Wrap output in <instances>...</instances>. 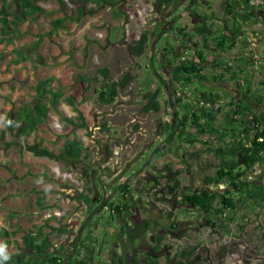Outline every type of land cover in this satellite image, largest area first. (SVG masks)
I'll list each match as a JSON object with an SVG mask.
<instances>
[{"label":"rangeland","instance_id":"rangeland-1","mask_svg":"<svg viewBox=\"0 0 264 264\" xmlns=\"http://www.w3.org/2000/svg\"><path fill=\"white\" fill-rule=\"evenodd\" d=\"M207 1L218 12L220 0ZM190 2L175 0L172 8L163 13L155 10L152 0H127L114 8L102 5L95 13L80 19L69 17L66 28L56 34L48 35L49 21L40 19L23 24L14 30L12 37L0 41V255L23 254L24 239L42 229L49 234L52 254H57L63 245L62 255L66 259L74 256L76 236L85 239L91 234L94 249L78 248L87 264H112L116 248L120 252L117 256L124 261L125 251L137 248L128 257L130 264H145L140 262L145 255L148 264L152 256H156L158 264H176L186 261L183 253L192 246L197 249L189 259L198 254V264H264V203L250 214L243 211L242 217H217L215 223L228 231H221V236L204 225L199 210L186 209L182 204V198L196 190L206 188L211 193L224 194L231 189L225 182H206L214 176L217 160L203 150L205 143L201 141L192 147L176 139L183 130L193 131L190 123L173 116L178 103L186 98L194 104L192 94L186 88L173 94L172 87L163 84L160 111H142L145 90L163 83L153 75L164 71L158 70L159 48L169 37L181 36L196 25L198 13L201 12L199 19L203 20L211 11ZM45 9L52 19L67 16L53 1ZM215 11L212 14L217 15ZM116 12L121 16L117 17ZM205 22L211 24L208 19ZM143 31L150 32L151 41L145 51L153 60L150 68L147 56L138 57L130 49ZM193 37L199 39L194 34ZM263 46H259L262 56ZM26 50L27 60L16 62L15 53ZM101 68L108 75L103 85L118 81L126 72L132 75L128 86L118 91L110 105L96 101L102 80L95 77ZM41 78H52L53 89L61 90L63 97L55 107L47 106L45 123L21 140L6 130V118L12 109L30 100L31 87ZM200 88L206 92L218 89L219 94L227 96L221 98L220 105L230 97H243L233 81L222 85L200 84ZM185 110L180 108L178 112L184 114ZM250 110L259 112L253 106ZM63 117H70L76 124L64 122ZM222 119L221 114L213 125ZM214 127L208 125V134L202 137L212 145L218 138L215 133L210 135ZM71 137L80 139L86 157L75 164L61 157L63 145ZM186 164L191 178L183 172ZM164 166L180 182L173 194L166 192ZM55 170L71 178L58 177ZM248 179L264 184V166H254ZM125 184L130 185V193L142 203L132 210L128 217L130 228L121 235L123 221L110 217V203L97 211L92 209L91 199L96 192L100 196L103 190L107 202L123 199L120 191ZM161 188L165 191L157 194ZM88 218L94 220L87 234L84 222ZM171 224L174 228H170ZM160 234L164 235L161 243L167 247L154 253L151 248Z\"/></svg>","mask_w":264,"mask_h":264},{"label":"trees","instance_id":"trees-1","mask_svg":"<svg viewBox=\"0 0 264 264\" xmlns=\"http://www.w3.org/2000/svg\"><path fill=\"white\" fill-rule=\"evenodd\" d=\"M53 1L58 8L68 16L59 19H52L51 14L45 9V5ZM137 1V0H133ZM153 6L158 13L172 8L175 0H152ZM239 0H224L222 2V9L227 12L231 21L229 23V31H223L222 26L215 28V25L207 24L205 21L199 22L194 25L190 30L181 33L184 39L189 38L185 50L179 51V42L182 41L180 36L169 37L163 45L159 48V68L164 71L158 72L157 75L153 73L154 77L162 80L153 90H145L142 96V111L144 113H158L161 109L160 98L163 95L165 85L172 87L173 94L181 88H186L194 97V104L190 99L178 103V107L173 111L174 118L180 117L183 122L190 123L193 131L186 133L184 130L176 135V139L186 143L189 146H196L201 141L206 144L203 150L213 154L217 160L216 172L213 177L206 179L207 183L225 182L231 189H228L224 194L219 192L211 193L209 190L201 189L186 194L182 198V204L186 209H197L203 215V223L211 231L222 235V232L227 233V229L215 223V219L221 216L234 218L241 216L242 212L245 214L252 213L256 208L264 203V184L257 181H250L248 173L256 165L264 164V129L259 130V119L254 117L247 122H241L246 115L250 112L248 108L235 98H231L224 104L217 102L215 95L218 94L213 91H203L198 89L200 84L210 83L211 85L224 84L223 73L217 72L216 68L224 67V70L229 74L228 82L233 81L235 86L240 89L244 88L243 80L245 79V93L251 94L252 97L258 102H263V96L258 93H251L252 82L247 79L248 72H245L246 66L249 65L247 58L242 57L241 53L232 54L235 48L236 37L241 32V22H248L251 16L254 17L251 11L241 13L238 9ZM250 0H243L244 6L249 8ZM127 0H0V41H6L9 36L12 37L14 30L25 23H36L40 19L48 20V35L56 34L60 30L66 28V23L70 19H80L86 15L93 14L102 5L114 8L120 7L125 4ZM70 4L72 6H70ZM264 17V12H258ZM116 16H121L116 12ZM203 19V18H202ZM206 23V24H205ZM175 27H170L171 30ZM150 32L143 31L139 38L135 40L133 46L130 48L138 57L147 56L150 65L152 66L153 60L150 58L146 49L149 47ZM193 34L199 38L198 43L203 48L205 43L213 38L217 43L215 46L216 51L219 53L218 58L215 59L213 64L208 68L206 59L202 56L201 52L194 54L198 63L194 61L193 56L188 54L191 52L190 46L193 43ZM185 41V40H184ZM197 43V42H196ZM40 42L35 46L39 48ZM160 45V43H159ZM158 47V46H157ZM29 51H18L15 53V61L27 60ZM194 53V52H192ZM226 54L229 58L225 57ZM192 56V57H190ZM149 70V69H148ZM153 70H150V74ZM243 76V79H242ZM158 77V78H157ZM108 78L107 70L101 68L97 70L96 80H102V83L96 92V101L102 105H110L117 97L118 91L125 89L130 81L132 75L130 72L124 73L121 78L111 84L103 85V81ZM82 79H85L82 78ZM149 84H151L148 76ZM159 81V80H158ZM52 78H41L36 80L31 87L33 96L27 102H22L18 107L12 109L6 118V130L21 140L27 139L33 134L39 126H42L47 119V106L55 107L58 101L63 97L61 90L53 89ZM192 88V89H191ZM213 89V88H212ZM225 95H220L219 98H226ZM178 100V99H177ZM185 103V105H184ZM218 104V105H217ZM200 106V107H199ZM180 108L185 110L184 114H179ZM226 108V109H225ZM223 115V119L219 121L218 125H213L219 115ZM264 116V115H263ZM64 122L75 125L76 123L70 117H63ZM183 124V123H182ZM208 125L214 127V132L209 134L213 136L215 133L216 143L212 145L210 140H202V137L208 134ZM185 127V124H183ZM104 129L106 127L104 126ZM107 130V129H106ZM259 139H262L261 141ZM82 144L77 137L68 138L63 145V153L61 157L70 164H75L86 158L82 154ZM201 151V150H200ZM163 170L165 175L163 178L166 181L167 193L173 194L176 188L180 187V182L174 178L175 173L168 167L164 166ZM183 172L191 178V172L188 164L183 167ZM172 183V186L169 184ZM164 188H161L157 194L163 193ZM90 192V191H89ZM95 195V194H94ZM96 196V195H95ZM102 195L98 196V201ZM120 197L123 199H115L108 205L110 217L116 216L117 219L123 221L120 228L121 235L127 231L129 227L128 217L133 214L132 210L141 204L142 200L138 199L130 193V185L125 184L120 191ZM158 199H162L159 197ZM100 201V200H99ZM175 225L171 224L170 228ZM222 231V232H221ZM65 232V230L63 231ZM162 234L158 235L156 245L153 246L152 252L160 253L163 248L167 246L162 244ZM122 237V236H121ZM88 238H79L77 235L75 242H78L74 256L71 259H66L63 256L64 246L60 245L57 254H52V243L49 239V234L42 229H37L26 237L23 241V254L15 257L8 255H0V264H87L82 259L81 249ZM153 240V239H151ZM75 245V243L73 244ZM79 248V249H78ZM197 249L196 246L189 247L184 251L183 256L186 261H178L176 264H193L200 261L197 254L194 259L190 260L189 256ZM117 260L121 264L120 257ZM149 264H158L156 256L149 257ZM174 260V259H172ZM115 259L112 263L115 264ZM148 264V262H147ZM198 264V263H197Z\"/></svg>","mask_w":264,"mask_h":264},{"label":"flooded vegetation","instance_id":"flooded-vegetation-1","mask_svg":"<svg viewBox=\"0 0 264 264\" xmlns=\"http://www.w3.org/2000/svg\"><path fill=\"white\" fill-rule=\"evenodd\" d=\"M190 1H191L190 2L191 4H194L195 6L197 5V7L199 5H201L204 8L207 7L209 11L211 10L210 12H208L209 15L207 17L210 21H212L211 23L213 25H215V28H219L220 26H222L224 29L229 25V23L231 21V19H230L231 16H229L227 14V12H225V10L222 9V6H221L222 2L224 0H220L218 3V5H219L218 12L215 11V7H214V9H213V6L210 7L211 3H209V1H207V0H190ZM210 2H211V0H210ZM238 2H239L238 9L241 11V13L251 11L250 13L254 14V17L251 16L250 19L248 20V22H243V23L241 22V26H242L241 27V56L247 58L249 61V65L246 66L247 69H245V72L247 71L248 74L252 75V76L247 77V79L252 82L251 93H253V94L258 93V94L262 95L263 96V102L258 103L252 97L251 94L248 95L245 93V86H246L245 79H246V77L243 80V83H244L243 89H240L239 87L235 86V83L233 82L235 89L238 91H241V93H243V97H241V95H240V97H237L238 99L235 98V100L241 101V103H243L248 108V110L250 111L246 115V117L242 118L243 120L241 122H247L248 120H251L254 117H256L259 119V125H260L259 130H261V129H264V116H263L264 115V72H263L264 71V56H262L260 54L259 46L264 44V17L262 14H258V12L259 11L264 12V0H250L249 1V5H250L249 8H246L244 6L243 0H239ZM212 11L213 12L215 11L217 13V15H215V13L212 14L213 13ZM197 15H198L197 21L201 20V19H199V13ZM205 16H206V14H205ZM203 21H205V20L203 19ZM180 28H182V27H180ZM188 41H189V38H187V37H186V39L182 38V41L179 42L180 46L178 48L181 49L179 51L183 52L185 50L186 45H188V43H187ZM196 42L197 41L191 43L190 49L194 48V44H196ZM192 45H193V47H192ZM208 53L214 54L213 55L214 57L212 56L213 58L211 57L210 60L206 61V65H208V68H209L213 64L215 59L218 58L219 54L216 51V49H214V48H209ZM262 54H264V51ZM225 57L229 58V56L227 54ZM217 69L218 68H216V70ZM220 71H221V73L225 72L224 67H222V70H219L217 72H220ZM259 76H261V77H259ZM242 79H243V76H242ZM214 91L218 94V96L217 95L214 96L216 98L217 102H221V98H219L218 89H216V90L214 89ZM220 95H223L222 92L220 93ZM223 100H224V98H223ZM251 106H253L254 109H257V111L259 110V112H254V111L251 112V110H250ZM255 166H259V167L263 168L264 164H262V165L256 164ZM103 192H104V190L101 191V194ZM95 195H94L95 197L92 199H96L98 193L96 192ZM101 198L102 199L99 198L100 201L98 200L95 203H93L94 204V207L92 208L93 210H97V211H99V209L102 210V207H105L108 203L112 202V201H110V202L105 201L103 196H101ZM91 207L92 206L90 205V208ZM88 220H89V218L86 221H88ZM83 248H85V245L83 246ZM83 248H81V249H83ZM134 249L132 248V250L125 251L126 263L124 262L122 257L119 256L121 258L122 262H124L125 264H130L128 257L132 256L133 253L135 254V251L137 252V248L135 249V251H134ZM147 257H148L147 255L142 257L140 259V262H142V263L146 262L147 263ZM118 263H119L118 260H116L115 264H118Z\"/></svg>","mask_w":264,"mask_h":264},{"label":"crops","instance_id":"crops-1","mask_svg":"<svg viewBox=\"0 0 264 264\" xmlns=\"http://www.w3.org/2000/svg\"><path fill=\"white\" fill-rule=\"evenodd\" d=\"M201 14V12L199 13V16H201L200 15ZM204 20L205 19H208V17L207 16H204V18H203ZM209 20V19H208ZM200 22H202L203 20H199ZM199 21H197L198 23H199ZM209 22L211 23V21L209 20ZM230 27L228 26V28H226V29H224L223 31H226V30H228ZM229 31V30H228ZM240 35V36H239ZM199 40V39H198ZM198 40L197 39H193V42H195V41H197V43L196 44H194V48L193 49H191V52H189L188 54L190 55H192L193 56V59H194V61L195 62H197L198 63V60H197V58H196V56L194 55V54H196L197 52H201V54H202V56H204L205 57V59H206V61H208L214 54H210V53H208V50H209V48H214L215 49V46H216V41L213 39V38H211V39H209L206 43H205V45L203 46V48L199 45V43H198ZM192 47H193V45H192ZM192 52H194V53H192ZM229 54L230 53H232V54H234L235 53V55L236 54H239V53H241V32L237 35V37H236V44H235V48L231 51V52H228ZM219 54V53H218ZM192 56H190V57H192ZM214 57V56H213ZM212 57V58H213ZM221 72V71H220ZM264 72V71H263ZM223 75H224V82H227L228 81V78H229V74H227L226 72H223ZM249 76H252V75H250L249 74ZM259 77H261V76H259ZM39 128V127H38ZM104 194H105V196H106V191L105 192H103L101 195L104 197ZM97 200H95V199H92V203H95ZM94 205V204H93ZM97 215V214H96ZM99 215V214H98ZM92 220H94V219H92ZM92 220H88V221H85L84 222V230L86 231L87 230V234H88V231L89 230H91V224H90V222L92 221ZM96 221L98 222V220L96 219ZM96 230H97V228H96ZM118 233V232H117ZM120 234H121V232H120ZM92 235L90 234L87 238H88V240L86 241V244H85V246L86 247H90V248H92V249H94L93 248V246L91 245L92 243H93V240H92ZM115 238H116V236H115ZM115 240V239H114ZM115 242V241H114ZM116 250V252H115V255H114V259L115 260H117V257H119V256H117V255H119L120 254V252H118L119 250H118V248H116L115 249ZM99 253H101V249L99 250ZM125 263H126V261H124ZM113 264V263H112ZM118 264H121V263H118Z\"/></svg>","mask_w":264,"mask_h":264},{"label":"built area","instance_id":"built-area-1","mask_svg":"<svg viewBox=\"0 0 264 264\" xmlns=\"http://www.w3.org/2000/svg\"><path fill=\"white\" fill-rule=\"evenodd\" d=\"M260 141H261V139H259ZM55 175L56 176H60V177H62V178H67V177H69V178H71L69 175H67V174H63V173H61L60 171H58V170H55Z\"/></svg>","mask_w":264,"mask_h":264}]
</instances>
